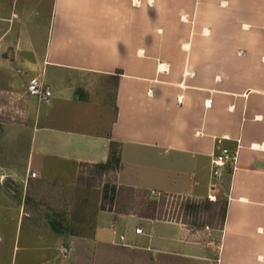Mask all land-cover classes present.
Returning a JSON list of instances; mask_svg holds the SVG:
<instances>
[{"label": "crops", "instance_id": "1", "mask_svg": "<svg viewBox=\"0 0 264 264\" xmlns=\"http://www.w3.org/2000/svg\"><path fill=\"white\" fill-rule=\"evenodd\" d=\"M0 15L14 49L0 90L43 70L52 91L0 126V264H115L117 249L264 264V0H22ZM236 141L234 168L211 175L215 145ZM111 156L116 185L221 199L222 225L100 209L78 168ZM62 205L90 214V236L49 226Z\"/></svg>", "mask_w": 264, "mask_h": 264}, {"label": "rangeland", "instance_id": "2", "mask_svg": "<svg viewBox=\"0 0 264 264\" xmlns=\"http://www.w3.org/2000/svg\"><path fill=\"white\" fill-rule=\"evenodd\" d=\"M21 1L22 0H0V14L3 12L8 13L11 11L18 12L19 4L21 3ZM2 16H7V15H0V17ZM20 18L22 17H16V15L10 16L9 28L11 29V31L10 32L7 31L8 32L7 37L9 38L8 41L17 40L19 32L13 30L18 27ZM26 18L32 19L33 17L29 16ZM0 22H1V18H0ZM3 34L4 33H2L1 35L0 33V41L4 39ZM2 37L3 39H1ZM13 51L14 49L12 48L10 42V44L6 45V47L0 48V58L2 59L4 58L7 60L11 59V55L13 54ZM24 86L23 89L21 86H18V88H15V90H0V126L3 123H9V122L19 123L24 119L25 110L27 106L25 102L27 96L24 93ZM112 175H113L112 172L105 173L102 170L94 167L92 164H86L78 168L77 180L83 185L99 189V194H101V189L103 185L107 184V187L109 188V185L111 183H114L112 182ZM109 193L107 195H109ZM207 199L210 200L208 197ZM81 200L82 202H80V206L86 203L85 200L83 201V198ZM216 201L219 202L218 206H220V203H223V200L221 199ZM63 205L61 207H57L51 210L52 213L50 214L51 217L49 218L50 219L49 226L55 228L56 230H64L66 232L73 233L79 238L80 236L83 237L90 236L93 227L91 223L90 214H88L87 216L83 214L81 208L79 209V208L67 207ZM218 206H216V208H218ZM165 208L166 210L168 209L167 207ZM171 210L175 213L179 211L180 214V209L178 210L177 206L175 208L171 207L170 212ZM213 211L215 213L217 211V209L214 210L213 205L208 207L205 205H200L199 209H197L196 211V214L187 213L186 221L191 222L194 215L199 216L207 213L209 214ZM217 222H218V218L216 217V214H214L212 224L215 225L217 224ZM81 241L84 242L85 240H81ZM77 242L80 241L77 240ZM88 250L93 251V248H88ZM77 251L79 252V244H77ZM114 256H115L114 259L116 261L115 264H202L199 263L197 260L183 257L178 254L161 255L156 252L147 253V252H140L137 250L134 251V250L117 249V251L114 252ZM210 264H213V262H210Z\"/></svg>", "mask_w": 264, "mask_h": 264}, {"label": "trees", "instance_id": "3", "mask_svg": "<svg viewBox=\"0 0 264 264\" xmlns=\"http://www.w3.org/2000/svg\"><path fill=\"white\" fill-rule=\"evenodd\" d=\"M118 159L111 156L105 163L92 164L94 167L103 172H113L117 166ZM86 163L80 164V166ZM110 191V193H109ZM109 193V195H107ZM216 200H208L207 198H193L186 195L167 193V192H151L150 190L125 185H116L111 183L109 188L107 184L103 185L100 194V209H106L118 214H133L150 219L173 220L188 226L191 229L218 228L222 225L225 215V202L220 203ZM200 205L214 206L216 213L203 215H194L191 222H187V213L196 214ZM178 207L176 213L170 208ZM218 206V208H216ZM167 207L168 209L166 210ZM179 214V215H178ZM214 214L218 218L217 224L213 225Z\"/></svg>", "mask_w": 264, "mask_h": 264}, {"label": "built area", "instance_id": "4", "mask_svg": "<svg viewBox=\"0 0 264 264\" xmlns=\"http://www.w3.org/2000/svg\"><path fill=\"white\" fill-rule=\"evenodd\" d=\"M20 72L19 69H16ZM44 71L37 70L33 74L29 75L25 86L24 93L28 97H34L38 101L46 102L52 95L51 88L43 82ZM239 147L238 141H236L235 147L233 149L228 148L223 145H215V150L209 155V165L211 175L218 176L220 171L225 164L230 163L232 168H234V163L236 160L237 149ZM30 176H34V172L29 173ZM153 192V191H151ZM210 200L213 199L212 196H208ZM135 232H139V228L134 229ZM118 239H122V235L117 236Z\"/></svg>", "mask_w": 264, "mask_h": 264}]
</instances>
